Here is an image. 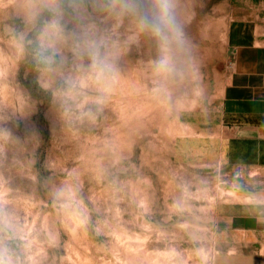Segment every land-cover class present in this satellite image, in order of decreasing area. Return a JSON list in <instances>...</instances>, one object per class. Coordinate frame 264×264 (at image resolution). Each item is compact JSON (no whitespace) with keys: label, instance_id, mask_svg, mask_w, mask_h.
I'll list each match as a JSON object with an SVG mask.
<instances>
[{"label":"rangeland","instance_id":"1","mask_svg":"<svg viewBox=\"0 0 264 264\" xmlns=\"http://www.w3.org/2000/svg\"><path fill=\"white\" fill-rule=\"evenodd\" d=\"M167 3L165 44L159 0H0V261L213 264L246 246L220 209L264 203V166L180 148V111L220 99L232 7Z\"/></svg>","mask_w":264,"mask_h":264},{"label":"crops","instance_id":"2","mask_svg":"<svg viewBox=\"0 0 264 264\" xmlns=\"http://www.w3.org/2000/svg\"><path fill=\"white\" fill-rule=\"evenodd\" d=\"M233 20L228 30L230 68L218 103L184 108L179 119L181 152L225 159L238 166H264V0H228ZM223 221L245 240L217 250L213 264H264V203L249 201L220 209ZM242 238V237H241Z\"/></svg>","mask_w":264,"mask_h":264},{"label":"clouds","instance_id":"3","mask_svg":"<svg viewBox=\"0 0 264 264\" xmlns=\"http://www.w3.org/2000/svg\"><path fill=\"white\" fill-rule=\"evenodd\" d=\"M160 9L157 17V22L153 25L154 31L166 44L168 37L165 34L166 29H170L172 26V19L170 16L167 0H159ZM95 66V64H94ZM168 70V59L165 57L158 65L157 71L165 72ZM0 264H7V261H0Z\"/></svg>","mask_w":264,"mask_h":264}]
</instances>
